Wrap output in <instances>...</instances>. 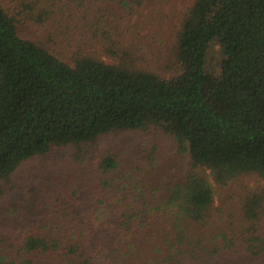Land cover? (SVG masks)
Wrapping results in <instances>:
<instances>
[{"label":"trees","instance_id":"trees-1","mask_svg":"<svg viewBox=\"0 0 264 264\" xmlns=\"http://www.w3.org/2000/svg\"><path fill=\"white\" fill-rule=\"evenodd\" d=\"M97 1L100 6L96 0H0V195L2 180L24 160L54 146L80 148L122 132L168 130L179 137L189 168L174 184L147 186L139 176L132 179L129 164L104 152L96 188L70 190L72 184H64L65 193L49 197L50 216L16 239L19 244H13V233H6V240L11 247L20 245L17 255L25 253V264H45L44 258L50 264H93V247L123 239L132 230L167 232L161 245L174 246L173 258L183 244H202L205 234L231 244L245 234L259 239L258 223L264 217V0H192L176 33L181 72L175 82L135 67L125 52H114L117 64L83 52L98 33L106 34L108 49L122 51L107 32L143 5L142 0H121L124 14L114 15L109 0ZM66 29L87 37L77 39L76 52L68 51L70 38L59 39L67 48L58 51L25 36L27 31L47 33L55 46L53 39ZM213 39L220 51L215 74L205 69ZM208 88L225 104L224 115L207 96ZM250 175L263 182L258 192L232 203L219 196L216 204L213 185L225 188ZM7 256L0 258L8 262Z\"/></svg>","mask_w":264,"mask_h":264},{"label":"rangeland","instance_id":"rangeland-1","mask_svg":"<svg viewBox=\"0 0 264 264\" xmlns=\"http://www.w3.org/2000/svg\"><path fill=\"white\" fill-rule=\"evenodd\" d=\"M120 1H108L112 14H124L125 8ZM142 2L143 5L135 8L134 12L122 21L121 26L118 25L116 29H109L107 32L114 38L111 44L124 48L122 51L108 49L110 43L105 41L106 34L98 33L97 37L86 41L83 52L112 64L119 62L114 52L119 55L125 52L131 56L135 67L153 70L160 77L175 82L181 72L175 51L176 33L192 0ZM96 5L100 6L97 0ZM68 30L61 32V37L53 39L56 41L55 46L53 41H49L47 33L27 31L25 36L36 41L43 49H59L58 51L67 48L66 42L70 38L73 48L68 51L76 52L77 39L87 37ZM61 38L67 39L63 45L59 42ZM79 43L83 44V41ZM219 60V47L213 39L205 57L206 71L217 73ZM206 94L220 114L224 115L226 106L215 91L208 88ZM180 144L179 137L175 138L168 130L153 128L149 131L110 134L92 145H82L80 148L75 145L54 146L43 156L24 160L8 179L1 182L3 191L0 195V256L6 253L9 260L5 262L0 258V264H16L14 258L18 264H25V253L17 255L20 245L11 247L12 244L4 236L6 233H13V244H19L16 239L20 241L28 229L39 225L46 216L51 215L53 205L49 197L65 193L64 184H72L70 190L83 185L90 186L89 190L96 188L97 164L102 153L111 152L123 163L129 164L133 180L139 176L138 180L147 186L151 183L163 185V182L174 184L182 180L189 168L188 154ZM262 184L259 177L250 175L234 180L225 188L213 185L219 192L215 195L216 204H219V196L232 203L238 198L258 192ZM258 225V234L261 235L259 239H250L251 235L245 234L235 240V244H231L215 234H205L201 236L202 244H183V250L177 255V259V256L173 258V245H161L162 237L165 236L166 239L167 232L161 234L132 230L125 234L123 239L116 238L111 244L103 242L93 247L89 258L93 264H264V217ZM166 251L170 255L165 257ZM40 261L36 264H42ZM42 261L50 264L45 258Z\"/></svg>","mask_w":264,"mask_h":264}]
</instances>
